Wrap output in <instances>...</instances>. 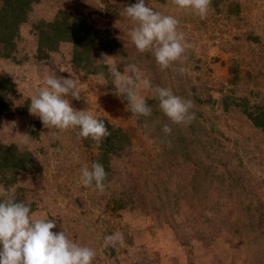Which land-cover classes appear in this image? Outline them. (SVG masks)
Returning a JSON list of instances; mask_svg holds the SVG:
<instances>
[{
	"label": "rangeland",
	"instance_id": "374dc122",
	"mask_svg": "<svg viewBox=\"0 0 264 264\" xmlns=\"http://www.w3.org/2000/svg\"><path fill=\"white\" fill-rule=\"evenodd\" d=\"M146 3L179 19L191 45L183 76L171 68L161 71L150 53L136 51L127 34L133 25L123 13L128 5L110 4L106 11L102 0H38L20 26L15 52L8 60L0 58V74L16 79L13 92L4 97L12 100V111L19 109L1 114L0 136L35 158L33 173L21 180L34 201L32 214L55 220L53 232L63 230L93 248V264H264V133L250 127L238 108L225 111L220 102L229 93H251L243 78L229 82L231 58L240 59L239 74L256 76L248 84L264 89V0H212L203 20L177 13L169 0ZM236 4L239 11L229 13ZM61 7L82 10L95 25L112 30L120 43L117 51L98 50L97 59L101 53L113 57L122 72L124 64H137L153 86L193 100L196 120L187 127L171 125L172 133L165 136L161 129L170 121L156 101V118L140 126L127 101L114 94L111 78L100 85L98 74L73 62L69 43L37 56L31 23L52 18ZM253 34L257 41L248 38ZM51 72L77 79L81 98L67 97L74 109L89 110L130 134V143L108 154L102 195L79 182V169L91 168L101 144L79 139L73 130L47 129L29 113L30 97ZM145 126L153 143L145 139ZM24 135L31 141L24 143ZM116 231L123 233L124 243L103 247L104 237Z\"/></svg>",
	"mask_w": 264,
	"mask_h": 264
},
{
	"label": "clouds",
	"instance_id": "9594fccd",
	"mask_svg": "<svg viewBox=\"0 0 264 264\" xmlns=\"http://www.w3.org/2000/svg\"><path fill=\"white\" fill-rule=\"evenodd\" d=\"M169 2L177 13H190L201 20L207 18L212 4V0ZM123 13L133 25L127 34L139 54L150 53L161 71L171 68L181 76L187 73L188 68L184 65L191 45L179 29L180 21L176 15L154 10L146 0H137L124 7ZM95 62L96 67L101 68L99 84L107 85L111 78L114 94L122 102L127 101L126 109L134 120L152 115L149 98L158 101L160 111L170 121L162 126L165 136L172 133L171 125L187 127L196 120L193 100L175 94L170 87L153 86L137 64H124L122 72L118 70L120 63L104 53ZM105 67L107 74L103 71ZM144 92L150 93V97ZM69 96L75 100L81 98L77 79L73 75L66 78L51 72L44 78L43 86L30 97L29 113L38 117L47 129L73 130L79 139L91 140L99 146L111 135L104 120L89 110L74 109ZM144 135L149 143L154 142L150 130L146 129ZM30 141L31 138L24 135L23 142ZM71 155L79 163L78 154L73 152ZM106 179L107 172L99 162L94 161L91 168L85 164L79 169L80 184L94 188L97 194L104 193ZM56 227L55 220L33 215L31 205L18 201L14 190L0 183V264H93L96 251L70 239L63 230L53 232ZM123 243V233L116 231L104 237L103 247L116 248Z\"/></svg>",
	"mask_w": 264,
	"mask_h": 264
},
{
	"label": "trees",
	"instance_id": "16d2710c",
	"mask_svg": "<svg viewBox=\"0 0 264 264\" xmlns=\"http://www.w3.org/2000/svg\"><path fill=\"white\" fill-rule=\"evenodd\" d=\"M38 0H0V58L8 60L15 52L17 41L20 37V26L27 23V19L32 9L33 3ZM157 3L165 4L168 0H155ZM104 10H109V5L116 6L134 4L135 0H102ZM125 2V4H123ZM116 5H115V4ZM157 10V9H156ZM239 11V5L232 7L229 13L236 14ZM101 12V9L100 11ZM31 31L35 32L37 37V56H41L42 50L58 51L63 43H69L71 46V59L80 68L85 69L89 73L98 74L101 68L96 67L95 53L98 50H107L109 53H114L119 47V41L114 37L113 32L107 26H97L93 19L87 13L79 9L58 8L57 12L50 19H38L31 23ZM257 41V36L253 34L248 37ZM15 63V62H14ZM20 63V62H17ZM15 63V64H17ZM232 65H229V71L232 72L231 84H237L241 78L245 80L248 91L251 93L224 95L221 102L223 110L227 111L232 107L238 108L242 115L248 120L250 127L254 130L264 133V89L258 88L256 91L254 85L248 82L255 81L251 71H245L244 76L239 74L238 67L240 59L231 58ZM107 74V68H103ZM257 79V78H256ZM16 79L11 75L4 73L0 74V123L3 116L13 114L11 99H6L4 96L7 92L14 90ZM114 90V87H113ZM240 90H243L240 87ZM148 103L152 108L150 117H141L136 121L140 126L151 117L157 116L158 109L155 108L156 100L148 99ZM160 117V114H159ZM104 120L105 126L109 129L111 135L104 140L100 148L102 149L101 156L94 161L101 163L108 173V154L118 152L124 144L130 143V134L122 125L109 122L104 117H98ZM37 121H40L38 119ZM144 127V126H143ZM149 127H145L148 130ZM35 166V158L27 149L17 147L15 144H6L0 136V183H3L7 188L11 189L15 186V198L18 201H23L31 205V210L34 209V201H29L27 192L23 190L21 183L24 175H30ZM39 169V168H38ZM37 169V170H38ZM107 181V179H106ZM105 181V182H106Z\"/></svg>",
	"mask_w": 264,
	"mask_h": 264
}]
</instances>
